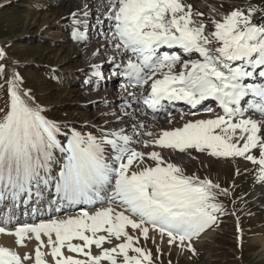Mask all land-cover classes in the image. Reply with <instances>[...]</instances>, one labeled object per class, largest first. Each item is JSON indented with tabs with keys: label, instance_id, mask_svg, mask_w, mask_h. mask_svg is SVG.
Segmentation results:
<instances>
[{
	"label": "snow or ice",
	"instance_id": "obj_1",
	"mask_svg": "<svg viewBox=\"0 0 264 264\" xmlns=\"http://www.w3.org/2000/svg\"><path fill=\"white\" fill-rule=\"evenodd\" d=\"M106 2L108 34L103 29L99 34L110 35L112 47L124 56L115 65L120 71L114 74L124 80L119 87L125 92L135 89L117 121L123 116L136 120L135 111H126L135 103L140 115L150 112L152 119L173 125L175 111L184 122L155 131L156 125L142 122L132 124L131 131L123 126H100L96 134L68 129L47 118L0 48V76L12 67L0 117V204L15 206L33 197L39 201L49 193L56 212L88 206L75 215L39 223L0 218V234L16 237L21 247L33 237L39 242L35 264H48L45 255L52 257V264H153L151 252L136 246L139 237L130 235L129 227L139 230L144 240L155 231L167 236L170 245L196 254L192 242L219 226L220 216L228 214L219 197L230 192L211 179L188 174L174 162V154L189 160L198 159L193 151L223 160L243 158L259 166L257 179L264 183V19L254 22L264 8H235L205 22L193 19L203 13L194 12L184 0ZM71 15L73 39L87 41V21L75 12ZM83 15H89L87 4ZM91 67L93 76L104 79L99 65ZM206 101H214L222 114L185 119L199 115L192 110ZM181 103L189 110L179 109ZM136 145L151 151L137 150ZM113 240L119 243L104 247ZM93 246L98 254H93ZM43 247L50 252L41 251ZM65 248L76 255H65ZM31 259V254L21 257L0 247V264Z\"/></svg>",
	"mask_w": 264,
	"mask_h": 264
},
{
	"label": "rangeland",
	"instance_id": "obj_2",
	"mask_svg": "<svg viewBox=\"0 0 264 264\" xmlns=\"http://www.w3.org/2000/svg\"><path fill=\"white\" fill-rule=\"evenodd\" d=\"M70 1L0 0V46L5 50L8 60L17 63L16 72L23 78L25 86L23 87L31 90L35 101L46 109L47 116L62 125H67L68 129L96 134L97 128L100 127L96 118L97 109L88 94L87 88L90 84L83 82V77L86 74L90 77L88 74L90 72L82 68L83 63L86 62L85 56L77 55L80 50L77 47L80 44L84 47L86 43L71 42L72 22L65 19ZM32 2L50 6L35 7V11H31L27 6ZM22 3L27 4L26 8L19 7ZM185 3L191 4L194 12L203 13L202 17L194 16L193 19L209 22V18L214 17V14L207 9H198L197 1L187 0ZM249 5L264 8V0H216L213 7H217L215 12L220 10L219 12L224 14L235 8L247 9ZM260 19H264V11L256 13L254 22ZM209 30H211L210 24ZM19 66L25 68H18ZM6 71V79H8L9 67ZM39 73H44L50 80L43 81L40 78L45 79V77ZM96 78L92 75L91 81L97 84L103 80ZM3 80L0 76V85H4L0 91H7L8 86L6 83L3 84L5 82ZM56 80L58 83H54ZM0 104L4 105L3 100H0ZM213 112L215 116L216 111ZM197 154L208 164L204 165L202 160L198 167L187 163L184 165L187 173H196L201 178H208L220 184L221 188H227L230 195H221L219 202L225 206L228 214L220 216L218 227L205 231L199 239L192 242L196 254L187 250L181 251L177 244L170 245L167 236L163 238L159 236V239H155L149 235V239L144 240L139 230L133 231L129 227L127 229L129 234L139 237L136 246L151 252L153 264H264V252L261 251L264 249V212L256 203L255 205L249 200L253 183L259 182L257 179L259 173L248 168L243 158L223 160L203 153L197 152ZM50 199L49 194L45 206H48ZM7 204L11 205V202H6ZM80 207L82 210L84 205L76 208ZM152 234L159 233L152 231ZM28 243L30 241H24L26 246L22 248H28ZM117 243L119 241L113 240L112 244H105L104 247L110 248ZM35 250L28 248L18 253L22 252L21 257L28 253L32 256L35 255ZM99 251L93 246V254H98ZM129 254L135 255L131 252ZM65 255L76 254L67 251ZM32 259H35V256H32ZM45 260L48 264H52V261L47 260L46 257Z\"/></svg>",
	"mask_w": 264,
	"mask_h": 264
},
{
	"label": "bare ground",
	"instance_id": "obj_3",
	"mask_svg": "<svg viewBox=\"0 0 264 264\" xmlns=\"http://www.w3.org/2000/svg\"><path fill=\"white\" fill-rule=\"evenodd\" d=\"M68 1H70V0H68ZM97 1L98 0H71L69 6L67 8V11H66L65 19H68L69 21H71L73 23V17L69 13L75 12V13H77L78 18L83 21V18L85 17L83 15L84 5L87 4L89 6V15H90V14H92V11L95 7V3ZM104 1H106V0H104ZM186 1L187 0H184V2H186ZM194 1H197L198 9H201V8L204 9L205 8L211 14L215 13V11H213V9H215V10L217 9V7H215V8L213 7L216 0H194ZM257 22H259V21H257ZM75 27L76 26L74 25L73 31H74ZM106 29L108 30V26L106 27ZM82 30H84V28L80 27V31H82ZM73 31H72V33H73ZM79 42L80 41H78V43ZM106 45H107L106 47H103L101 43H99V44L92 43V44H90L88 46H84V47L80 44L79 47H77V48H80V50L78 51L79 53L77 55L85 56V58H86V62L83 63L82 68H84V71L90 72V73H88L90 75V77H88L87 74L85 76L82 75V76H84L83 82L85 84H87V83L90 84L87 88L88 94H89L91 101H94L93 106L96 107V109H97L96 118H97L98 122L100 123V126H105L106 128H115V127L123 126L126 129H128L129 131H131L132 124L137 123V122H142V123H145L148 125H156V128L153 129L154 131L159 129V128H169V127H172L173 125L181 126L184 121L180 120L179 114L177 112H175V111L173 112V117H174L173 125H170L166 119L154 120L149 115H147V116L140 115L139 110H138V106L135 103H133L131 108H127L126 111L129 113H132L135 111L136 120H130L128 116H123L120 121H117V117L122 115L121 114V106L124 104L125 99H127L129 101H131V99H132L131 96L128 95V93L135 91V89L129 88L127 90V92L122 90L119 87L120 83L124 82L122 76L117 77L116 82H114L111 85L112 90H110L108 92H106L105 90H102V87L104 85L103 81L105 79H103L100 82H97V84L94 83V81H91L92 73L94 71V69L91 67V65H99L100 71L102 72V68H103L102 64L103 63L106 64V62H107L106 60L113 56V54L111 53V49L109 47L110 44H106ZM0 48H1V46H0ZM97 51L99 52V54L94 55V53H96ZM125 55H127V54H125ZM193 58H195V57H193ZM196 58H198V57H196ZM122 60H124V56H122L119 53V61H122ZM8 62H9L10 66H14V68H15V63H13L11 60H8ZM11 71H12V67H9V77H8L9 79H10ZM15 71H16V69H15ZM206 108H208V106L205 103L201 106H198V109H193L192 111H199L200 114L196 115V116H185V119L186 120H188V119L196 120V119L213 118L214 112L208 113L207 111H205ZM179 109H182L185 112L189 110L188 106H183V107H180ZM203 111H205V112H203ZM112 112H115L116 116H111L110 113H112ZM216 112H221V114H222L221 110L217 109ZM145 139H147V137H145ZM136 147H137V150H141L144 152L151 151V149L142 148L140 145H136ZM164 154L167 155V152H165ZM193 155L197 156L198 159L189 160V159L183 157L182 154H174L173 159H174V162L180 163L183 166L187 165V163H189L195 167H198L199 162H201V160L204 158H201V156L198 155L197 152H195V151H193ZM202 161H203L204 165H206V163L208 164L207 161H204V160H202ZM250 193H251V196L249 197V200L253 201L254 204L256 203L260 210H263L264 209V183H261V182L253 183V189H252V192H250ZM48 199H49V193H44V198L40 199L39 201L35 197H33L30 200L31 202H29V200L27 202H25L24 200H21L15 206H13L12 204L6 205V203L0 204V218L11 216L13 218L14 224H24V223H28L31 221H32L31 223H39L41 221H47L49 218H57V217L66 218L68 215H75V214H77L76 212L82 208V207L76 208V207H78V206H76L73 208H63V209H61L60 212H56L55 211V205H52L50 207V205L48 204V206H45V203H47ZM31 205H33L34 209L31 207ZM22 206H25L27 208V210H25V212L23 211L24 207H22ZM84 206H86V205H84ZM7 207L9 208V213L7 212ZM86 207H88V206H86ZM44 208L47 210L46 213L42 212V210ZM20 209L22 210L21 212H20ZM64 214H65V216H64ZM49 215H52V216H49ZM154 234H152V231H151V233L149 235L155 239H159L158 237L160 235L159 234L154 235ZM42 240L44 241V243L46 245L47 244V237L42 236ZM25 241H30V243H28V248H34V249L37 248L38 243H39L35 240L34 237L31 239H26ZM73 242H75V241H73ZM0 247H7L10 250L15 251V252H20V251H24V250L28 249V248H22L20 245H18L16 237L11 236V235H6V234H0ZM41 251H43L47 254L50 252V248L43 247L41 249ZM261 251L264 252V249ZM65 252H67L66 248L64 249V253ZM21 254H22V252H21ZM23 254H25V252ZM32 256H35V255L32 254ZM45 257L47 258V260L52 261V257L50 255H45ZM23 264H35V259L25 260V262Z\"/></svg>",
	"mask_w": 264,
	"mask_h": 264
},
{
	"label": "trees",
	"instance_id": "obj_4",
	"mask_svg": "<svg viewBox=\"0 0 264 264\" xmlns=\"http://www.w3.org/2000/svg\"><path fill=\"white\" fill-rule=\"evenodd\" d=\"M39 75H41V74H39ZM40 79H42L43 81H45V79H43V78H40ZM2 95H4L5 100H7V94H6L5 91L2 92ZM0 110L3 111L1 106H0Z\"/></svg>",
	"mask_w": 264,
	"mask_h": 264
}]
</instances>
